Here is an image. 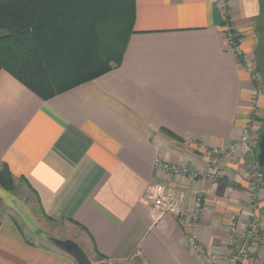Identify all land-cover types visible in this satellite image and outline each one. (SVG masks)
<instances>
[{
  "label": "crops",
  "instance_id": "0c3cea01",
  "mask_svg": "<svg viewBox=\"0 0 264 264\" xmlns=\"http://www.w3.org/2000/svg\"><path fill=\"white\" fill-rule=\"evenodd\" d=\"M263 1L135 0L120 65L47 100L0 70V170L27 192L24 202L0 186V264H77L57 240L90 264H204L183 225L152 206L155 181L202 191L198 238L222 264L256 219L264 264ZM247 127L249 150L233 151ZM155 157L214 174L173 175Z\"/></svg>",
  "mask_w": 264,
  "mask_h": 264
},
{
  "label": "trees",
  "instance_id": "16d2710c",
  "mask_svg": "<svg viewBox=\"0 0 264 264\" xmlns=\"http://www.w3.org/2000/svg\"><path fill=\"white\" fill-rule=\"evenodd\" d=\"M134 19L135 0H0V70L47 100L118 67Z\"/></svg>",
  "mask_w": 264,
  "mask_h": 264
},
{
  "label": "built area",
  "instance_id": "2783aa9c",
  "mask_svg": "<svg viewBox=\"0 0 264 264\" xmlns=\"http://www.w3.org/2000/svg\"><path fill=\"white\" fill-rule=\"evenodd\" d=\"M230 30L231 27L227 26V31L229 32ZM236 52L240 55V51L237 50ZM250 137L251 129L247 127L242 131L238 141L234 144L233 151H248ZM153 166L160 171L173 175H199L202 178H210L214 174L211 170L206 173L199 172L198 170L192 172L185 166L171 165L160 157L154 158ZM146 193L156 210L162 214L167 213L171 215L183 225L185 229L183 236L184 243L204 264H222L221 258L217 254L204 249L198 238L197 230L202 214V191L189 195L185 187L173 183L155 181L147 186ZM258 225L256 219L247 224L242 233V242L237 248L233 247V239L230 237V247L224 264H252L258 260L259 253L255 250L253 252L251 249V241L258 233ZM229 232L233 235L236 232V227H229Z\"/></svg>",
  "mask_w": 264,
  "mask_h": 264
},
{
  "label": "rangeland",
  "instance_id": "374dc122",
  "mask_svg": "<svg viewBox=\"0 0 264 264\" xmlns=\"http://www.w3.org/2000/svg\"><path fill=\"white\" fill-rule=\"evenodd\" d=\"M255 29L261 38L260 46L262 47L260 50L257 51L258 60H259V63L261 64V66H260V69L256 68V70H255L256 71L255 79H257L259 82V84H258V87H259L258 90L259 91L258 92L261 93L264 97V52H263V49H264V1L262 2L260 18H259V21H258ZM1 34H2V32L0 31V35ZM263 110H264V105H263ZM260 118H262V121L259 124L260 127L258 128L259 139H260V136L264 134V113H263V116ZM255 131H257V130L255 129ZM20 186H18V187H20ZM13 188H15V189L14 190L12 189L13 190L12 192L15 193L16 195H18L20 198H22V200H24V202H25V200H27L26 199L27 192L23 190V187H21V190L20 189L18 190V188H16L15 186H13ZM259 231L260 230L258 229V233L256 236H258L260 234ZM261 240L263 241L264 238L261 237ZM255 262H258V264H263L262 263L263 259H262L261 255H259L258 260H256ZM91 264H109V263H107L106 261H95V260H93Z\"/></svg>",
  "mask_w": 264,
  "mask_h": 264
},
{
  "label": "water",
  "instance_id": "95a60500",
  "mask_svg": "<svg viewBox=\"0 0 264 264\" xmlns=\"http://www.w3.org/2000/svg\"><path fill=\"white\" fill-rule=\"evenodd\" d=\"M257 164L258 167L264 168V134L260 136L258 142ZM55 244L58 248L71 255L77 264H90L88 256L75 242L70 240H57Z\"/></svg>",
  "mask_w": 264,
  "mask_h": 264
}]
</instances>
